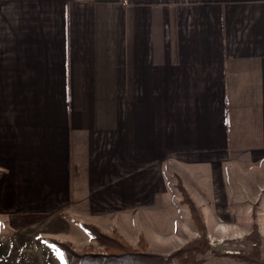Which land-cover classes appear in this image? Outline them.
<instances>
[{"label":"crops","instance_id":"obj_1","mask_svg":"<svg viewBox=\"0 0 264 264\" xmlns=\"http://www.w3.org/2000/svg\"><path fill=\"white\" fill-rule=\"evenodd\" d=\"M231 159L264 169V0H0V264H65L63 211L138 204L158 162L212 166L216 228L257 218Z\"/></svg>","mask_w":264,"mask_h":264},{"label":"rangeland","instance_id":"obj_2","mask_svg":"<svg viewBox=\"0 0 264 264\" xmlns=\"http://www.w3.org/2000/svg\"><path fill=\"white\" fill-rule=\"evenodd\" d=\"M192 96L187 95L189 98ZM159 164L150 168V179L137 182L138 204L122 205L119 209L100 215L91 212L87 204L74 205L68 212L63 211L70 226L69 233H61L57 237L42 236L49 243H65L74 264L83 261L82 256L89 253L127 252L128 249L124 248L123 251L107 242L105 236L115 237L116 234H119L117 236L121 241L132 246L135 252H145L152 257H168L178 248L205 237L210 250L198 256L204 264H255L251 263V257L255 255L252 253L255 244L253 240H257L258 250L263 257L259 258V262H264V194L260 215L257 217L260 224L256 223L257 218L253 215H244L243 203H240L232 206L240 224L236 227L221 225V228H216L215 225L229 215H222L214 205L213 185L220 177L214 176L212 166H188L174 162L166 167L164 176ZM226 164H232L229 182L235 194H238V187L245 186L247 180L263 181L262 163L240 162L238 170L241 176L246 177L237 175L236 159ZM252 172L258 176H252ZM247 173L251 175L249 179ZM153 195V203H142L146 198L152 199ZM4 222L0 218V235L11 230L10 222ZM142 240L146 241V247H140ZM144 259L150 263V257Z\"/></svg>","mask_w":264,"mask_h":264},{"label":"trees","instance_id":"obj_3","mask_svg":"<svg viewBox=\"0 0 264 264\" xmlns=\"http://www.w3.org/2000/svg\"><path fill=\"white\" fill-rule=\"evenodd\" d=\"M194 210V208H193ZM119 234H116L114 237L105 236V238L108 240L107 242L109 244H114L113 246L122 248L123 251L125 249H128L127 252L120 254H113V253H89L86 254L83 257V261H78L79 264H204L203 259L198 257L200 255H205L209 252L210 247L209 243L204 239L199 241H192L183 247L178 248L176 251H174L172 254H170L168 257H160L157 255V257H152L148 253L145 252H135L132 248V246L126 244L123 240L118 237ZM205 236V235H204ZM253 240V239H252ZM254 247L252 250V253L255 254L254 257H251V263L255 264H264V262H259V258H263L260 254V251L257 247V240H253ZM60 246V249H62L63 257L65 264H74L72 262V259L70 258V254L68 252V246L65 243H57ZM147 243L145 240H142L140 242V247H146ZM125 248V249H124ZM150 257V263L146 261L147 258ZM248 257H247V259ZM75 261V259H74ZM256 261V262H255ZM77 262V261H76ZM77 262V264H78Z\"/></svg>","mask_w":264,"mask_h":264}]
</instances>
